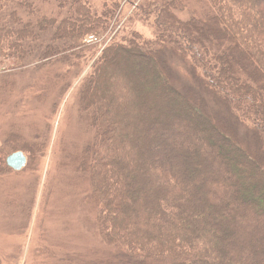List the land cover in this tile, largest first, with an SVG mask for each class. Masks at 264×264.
<instances>
[{"label": "trees", "instance_id": "obj_1", "mask_svg": "<svg viewBox=\"0 0 264 264\" xmlns=\"http://www.w3.org/2000/svg\"><path fill=\"white\" fill-rule=\"evenodd\" d=\"M130 1L94 11L88 0H0V57L23 69L74 55ZM203 1L188 20L182 0L130 3L137 22L153 16L154 38L111 40L82 80L77 102L94 135L73 168L110 259L74 264H264V0ZM170 28L199 47L194 79L208 93L175 87ZM208 96L249 125L251 142L206 108Z\"/></svg>", "mask_w": 264, "mask_h": 264}, {"label": "rangeland", "instance_id": "obj_2", "mask_svg": "<svg viewBox=\"0 0 264 264\" xmlns=\"http://www.w3.org/2000/svg\"><path fill=\"white\" fill-rule=\"evenodd\" d=\"M106 1L88 0L94 11H102ZM135 1L139 2L121 4L105 30L94 33L92 43L89 36L85 48L76 49L74 55L67 52L52 62L26 57L30 65L23 69L0 57V264H74L82 255L97 259L96 254L110 259V253H104L105 244L91 232L96 211L83 203L88 185L73 168L94 135L90 117L80 113L77 99L82 80L111 40L129 43L136 40L132 36L136 33L154 38L153 16L137 22ZM182 1L186 9L178 13L181 19L207 11L203 0L201 4ZM37 6L49 16L57 14L54 6H45L43 1ZM9 13L5 15L8 25ZM168 34L179 45V49L169 46L165 50L175 87L186 93L194 86L195 92L208 93L194 79V70L201 73L193 68L201 58L199 47L181 38L175 28ZM94 92L98 95L97 87ZM206 108L219 119L228 117L237 127V137L251 142L249 125L236 124L232 112L225 114L215 98L208 96ZM16 152L27 158L26 168L19 172L6 164L7 157Z\"/></svg>", "mask_w": 264, "mask_h": 264}, {"label": "water", "instance_id": "obj_3", "mask_svg": "<svg viewBox=\"0 0 264 264\" xmlns=\"http://www.w3.org/2000/svg\"><path fill=\"white\" fill-rule=\"evenodd\" d=\"M6 162L8 167L13 170L20 171L27 165V158L22 152H17L10 155Z\"/></svg>", "mask_w": 264, "mask_h": 264}]
</instances>
